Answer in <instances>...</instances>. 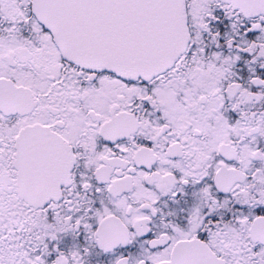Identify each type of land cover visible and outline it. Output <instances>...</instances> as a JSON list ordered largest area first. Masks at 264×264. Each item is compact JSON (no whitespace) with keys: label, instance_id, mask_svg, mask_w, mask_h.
<instances>
[{"label":"snow or ice","instance_id":"snow-or-ice-1","mask_svg":"<svg viewBox=\"0 0 264 264\" xmlns=\"http://www.w3.org/2000/svg\"><path fill=\"white\" fill-rule=\"evenodd\" d=\"M0 264H264V0H0Z\"/></svg>","mask_w":264,"mask_h":264}]
</instances>
